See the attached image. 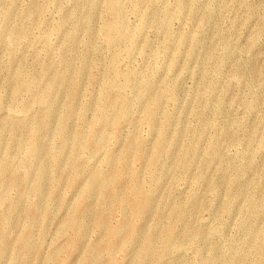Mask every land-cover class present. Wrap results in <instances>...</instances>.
<instances>
[{"label":"rangeland","instance_id":"rangeland-1","mask_svg":"<svg viewBox=\"0 0 264 264\" xmlns=\"http://www.w3.org/2000/svg\"><path fill=\"white\" fill-rule=\"evenodd\" d=\"M109 2L0 0V163L5 161L13 174L0 181V264H13L20 255H26L29 264H83L94 262L96 254L95 264H107L109 252L90 250L89 245L106 238L98 224L116 226L128 219L129 209L119 205L122 190L101 204L100 188L92 181L91 171L107 172L111 168L107 155L120 157L130 146L133 133L142 140L145 159L131 155L129 166L139 170L140 186L146 192L143 198L149 203L142 216L131 217L133 242L114 238L113 259L117 264H135L145 235L153 230L158 237L166 224L160 214L171 213L175 201L190 200L192 214L174 219L175 243L180 248L166 253V264H203L212 244L220 249L214 264H225L224 249L232 241L236 249L242 245L239 223L247 196L261 199L264 187V0H138V4L120 0L129 28L140 25L145 16L146 20L133 44L117 40L115 45L109 44L106 33L113 17ZM166 11L167 28L162 29L154 21L162 19ZM182 36L186 39L177 48ZM211 51L213 56L208 58ZM115 52L119 53L118 82L125 76L130 78V87L118 89L127 100L130 120L117 138L109 136L100 149L84 151L72 144L70 137L78 132L89 136L88 131L95 129L91 125L95 115L92 106L102 98V82L112 76L109 64ZM82 64L76 83L71 81L67 89L52 87L54 110L32 154L27 145L28 126L46 106L47 86L57 75ZM149 77L153 86L144 91ZM211 82L215 83L214 90L208 89ZM15 85H22L18 98L11 95ZM163 86L174 89L175 100L159 97ZM73 87L76 97L72 110L76 114L61 133L60 116L69 99L67 91ZM137 90L141 92L139 99ZM113 96L111 93L110 98ZM153 101L160 106L150 125L144 109ZM86 103L90 108L83 112ZM164 113L172 117L167 128L169 138L176 139L178 147L194 141L196 149L185 168L174 167L173 157L164 154L163 165L155 170L159 186L154 189L147 158ZM12 124L19 128L14 135ZM184 126L194 128L195 136L183 134ZM214 138L219 139L218 156L206 161L208 145ZM71 154L82 165L61 178L59 168L67 165ZM41 166L54 170L38 190L35 174ZM199 174L204 177L200 182L196 180ZM230 180L239 184L234 201L229 199ZM23 185L26 189L21 193ZM90 186L92 191L85 199L88 208L82 214L85 230L71 252L64 246L75 238L70 223L73 205ZM193 193L196 197L191 199ZM225 205L230 208L226 210ZM28 207L36 209L34 218H29ZM254 224L256 232L264 229V209ZM27 227L26 241L38 244V249L22 253L18 241ZM198 227L213 233L188 239L186 228Z\"/></svg>","mask_w":264,"mask_h":264},{"label":"bare ground","instance_id":"bare-ground-1","mask_svg":"<svg viewBox=\"0 0 264 264\" xmlns=\"http://www.w3.org/2000/svg\"><path fill=\"white\" fill-rule=\"evenodd\" d=\"M133 1L134 3L138 4L137 3L138 0H133ZM181 6L182 4H180L179 8H181ZM109 7L113 12V17L111 18L112 20L109 23L106 30L109 44L115 45L117 40L120 41L122 40L125 42H129L130 44H133L135 40L134 37L140 34L142 24L145 22L146 16L144 20L140 23V25H137L135 28L131 29L129 28L126 22L125 16L121 9L120 0H110ZM168 14L169 12L166 11L163 18L158 21H154V24L162 29H166L168 22ZM185 39H186L185 36L179 38V41L177 43V48H179L182 45ZM90 43L91 42H89L88 45ZM90 47L96 49L94 44H90ZM212 56H213V52L211 51L208 54V58H212ZM118 58H119V53L115 52L109 64V69L112 76L110 75L106 76L105 81L102 82V91H103V93L101 94L102 98L101 100H96L92 106V108L95 111V115L92 118L93 120L91 121V125L94 126L95 129L93 128V130L88 131V134L86 135L89 136H85L84 134L81 135V132H78L76 133V135L70 137L72 144H75L81 150L85 151V150L100 149L101 145L105 143L107 137L113 136L117 138L122 130V127L130 120V112L128 109L127 100L125 97L122 96L121 91L118 89H122L126 87L128 88L131 86V83H129L130 81L129 76H125V80H123L122 82H118L117 76H119L120 74V71L117 68ZM82 66L83 64L80 65L75 70L70 71L69 73H63L57 75L56 78H54L53 81H50V84L47 86V89L44 92V100L46 106L44 107V109L40 111L39 115L37 114L38 115L37 119L36 120L34 119L28 126L29 137H27V141H28L27 145L30 151L32 152V154L36 153L37 144L39 141L38 140L39 133L45 131L48 128L49 126L48 118L54 110V106H55L54 102L56 99L51 94L52 87L54 85H62L64 88L67 89L71 81L76 83L81 76ZM46 71H47L46 69H43L44 73H46ZM234 77L239 78V75L234 74ZM35 84L37 86V82H35ZM152 86H153V78L149 77L148 80L144 82L143 85V88L145 89L144 91H150ZM214 88H215V83L211 82L208 86V89L214 90ZM21 89H22V85L13 88L11 92L12 97L18 98ZM139 90H137L136 92L138 99L140 98L139 94L141 93L139 92ZM111 93L114 94L113 98H110ZM67 95L69 99L63 105L65 108L63 107L64 112L61 113L59 126H58V130L61 133L66 132L68 119L72 115L76 114V113L74 114V111L72 110L73 102L76 97V88L73 87L70 90H68ZM166 96L168 98H171L172 100L176 99V93L174 89L171 88L170 86H163L162 90L160 91L159 94L160 98H164ZM159 106H160L159 102L153 101L146 106V110L144 109L145 115L149 120L150 125H153V121L155 120V117L158 114ZM88 108H90V103H86L85 105H82L83 112L86 111ZM171 120H172L171 115L169 113H164V118L161 123V127L157 130L156 140L153 144L151 153L147 158V165L149 169H151L152 171L151 176H152L154 189H156L159 186L158 174L156 173L155 170L156 168H159V166L163 165L164 154H169L170 156L173 157V165L176 168L187 167L195 156L196 144H194V141H190V142L187 141L186 144H183L181 147H178L177 140L169 138L167 133V128L170 125ZM18 130L19 128H17V125L12 124L10 126V131L12 132L13 135ZM181 132L186 136H189L191 134H194L195 136V129L188 126H184ZM254 137L255 136H252L249 142L253 141ZM130 143H131L130 146L127 147L120 154V157H116L114 155H107L106 160L109 162L111 166V168L107 172H99L96 169L91 171L92 181L96 183V185H98V187L100 188V195H99L100 203L103 204L106 198H112L117 190H122L123 194L120 196L119 205L121 207L129 209L128 219H124L116 226L107 225L103 222H101V224H98L103 229L106 238L104 241H95L94 243H91L89 245L90 250L99 252L105 249L109 252V262L107 264H117L112 257V252L115 248V244L113 242L114 238L125 237L127 243L129 242L132 243L135 236L133 234V230L130 229L131 219H132L131 217L142 216L144 210L146 209L149 203V201H146L143 198L146 192L144 188L140 186L139 170L129 166V159L131 155L135 156L137 160L145 159L142 150V140L137 134L133 133L131 136ZM218 143H219L218 138H214L210 140V143L208 145V152L205 157L206 161H208V159L215 158L216 156H218L219 153L218 145H217ZM246 154L245 156H247ZM67 162L68 163L65 167L59 168L61 178L66 177L68 171H73V170L76 171V169L82 165L79 159L73 154H71L68 157ZM6 165L7 164H5V161H3V163H0V181H2V179L5 178V176H13L12 171L8 170L5 167ZM56 166L58 165H55L54 167ZM54 167L41 166L38 168L35 174L36 187L38 190L40 189L45 177L48 174H51V172L54 170ZM74 176H76L75 172L74 175H71L72 180L75 179ZM127 176L130 177L127 178ZM203 179L204 177L202 174L196 175V180L198 182L202 181ZM229 185L231 189L229 199L234 201L235 198L237 197L235 196L236 195L235 192L238 190L239 184H237L235 180H230ZM25 189L26 188L23 185V188H21V193H23ZM91 191H92L91 186L85 188L81 192L78 200L73 205V216L70 223L71 226L74 228L75 238L73 237L70 240H68V243L64 246L65 249L68 248L71 252H73V250L75 249L77 237H80L85 230V223L82 214L88 208V203L85 202V199L91 193ZM195 197L196 196L193 193L191 195V199L192 198L194 199ZM228 208H230L229 205L227 206L225 205V209L228 210ZM263 209H264V187L262 189L261 199L256 198V196L252 194L247 196L246 209L243 211L242 218L239 223L243 238L242 245L240 244L241 246L236 249L233 247L235 242L232 241L229 244V246L224 249L222 255H225V264H247L249 262H252L254 264H264V229L260 232H256L255 224H254L260 213L263 211ZM27 214L29 218H34L37 215V211L34 207H28ZM191 214H192V208H191L190 200L175 201L171 213L160 214V218L166 220V224L162 226V230L158 237L156 236V233L153 230L145 235L143 243L140 248V252L135 257V264H166L165 262L166 253L169 252L170 250L180 248L178 247L179 245L175 243L176 226L174 219L182 220L184 218H187ZM29 231L30 228L27 227L24 230L23 237L18 241L19 247L23 249L22 253L25 252L27 253L29 251L35 252L38 249V244L30 245L29 242L26 241V237ZM212 233H213L212 229H208L204 231L200 227L192 228V229L186 228V235L188 239L192 241L198 238L200 239L202 235L206 237L212 235ZM218 250H220L218 249V245L212 244L210 246V251L208 255L205 257L203 264H214L215 260L218 259L216 256ZM200 251L201 249L198 250V252ZM98 257L99 254H96V259L94 262L86 261L83 262V264H95L98 260ZM13 264H29V260L26 258V255H20L19 257H15L13 259Z\"/></svg>","mask_w":264,"mask_h":264}]
</instances>
